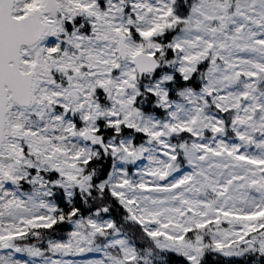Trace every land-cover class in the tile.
<instances>
[{
  "label": "snow or ice",
  "instance_id": "obj_1",
  "mask_svg": "<svg viewBox=\"0 0 264 264\" xmlns=\"http://www.w3.org/2000/svg\"><path fill=\"white\" fill-rule=\"evenodd\" d=\"M0 264H264V0H0Z\"/></svg>",
  "mask_w": 264,
  "mask_h": 264
}]
</instances>
